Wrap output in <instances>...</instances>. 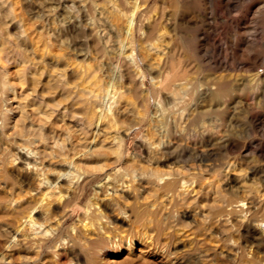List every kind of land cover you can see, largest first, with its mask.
Instances as JSON below:
<instances>
[{
  "label": "clouds",
  "instance_id": "clouds-1",
  "mask_svg": "<svg viewBox=\"0 0 264 264\" xmlns=\"http://www.w3.org/2000/svg\"><path fill=\"white\" fill-rule=\"evenodd\" d=\"M0 264H264V0H0Z\"/></svg>",
  "mask_w": 264,
  "mask_h": 264
}]
</instances>
